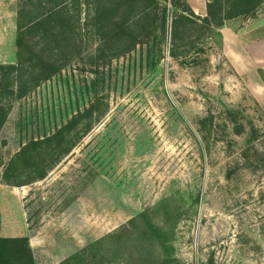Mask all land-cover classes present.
I'll return each mask as SVG.
<instances>
[{
	"label": "rangeland",
	"instance_id": "1",
	"mask_svg": "<svg viewBox=\"0 0 264 264\" xmlns=\"http://www.w3.org/2000/svg\"><path fill=\"white\" fill-rule=\"evenodd\" d=\"M17 10L18 0H0V64L16 61ZM250 20L264 25V5ZM167 50L153 75H118L106 116L44 181L8 187L0 166V237H29L36 264H59L91 244L105 253L99 264H264V175L226 176L243 145L222 116L240 110L264 133V83L235 73L222 36L207 41L195 64L180 66ZM75 62L8 102L0 165L88 104L89 75ZM208 114L216 128L206 121L202 137L198 119ZM163 210L175 224L160 240L143 232L142 221L131 223L149 211L163 223Z\"/></svg>",
	"mask_w": 264,
	"mask_h": 264
},
{
	"label": "trees",
	"instance_id": "2",
	"mask_svg": "<svg viewBox=\"0 0 264 264\" xmlns=\"http://www.w3.org/2000/svg\"><path fill=\"white\" fill-rule=\"evenodd\" d=\"M263 5L264 0H209L206 15L200 17L185 0H18L16 61L0 64V132L11 99L31 96L69 70L72 62L80 63L89 75L84 81L89 101L50 134L22 143L0 165L4 185L22 188L44 181L106 116L119 74L133 76V81L153 75L167 49L180 66L195 64L207 41L215 37L221 42L220 30L228 21L253 19ZM258 74L264 83V73ZM222 116L226 131L243 145L232 156L226 176L234 169L264 175V133L240 110L225 109ZM206 121L210 130L216 128L211 114L198 119L202 137ZM228 137L223 140L232 148L235 143ZM152 212L131 223L142 221L143 232L160 240L175 223L171 210H163L162 216L169 217L163 223H156ZM104 255L91 244L59 264H99ZM0 264H36L29 237H0Z\"/></svg>",
	"mask_w": 264,
	"mask_h": 264
},
{
	"label": "crops",
	"instance_id": "3",
	"mask_svg": "<svg viewBox=\"0 0 264 264\" xmlns=\"http://www.w3.org/2000/svg\"><path fill=\"white\" fill-rule=\"evenodd\" d=\"M185 1L195 15L200 17L206 15L209 0ZM237 21L238 19L228 21L220 30L222 54L242 80L256 85L255 83L260 82L257 70L261 69L264 72V25H247L252 21L250 19L240 21L241 23Z\"/></svg>",
	"mask_w": 264,
	"mask_h": 264
}]
</instances>
